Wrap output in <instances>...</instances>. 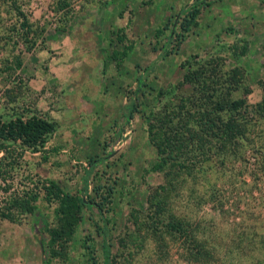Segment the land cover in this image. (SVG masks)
Wrapping results in <instances>:
<instances>
[{
	"label": "rangeland",
	"instance_id": "1",
	"mask_svg": "<svg viewBox=\"0 0 264 264\" xmlns=\"http://www.w3.org/2000/svg\"><path fill=\"white\" fill-rule=\"evenodd\" d=\"M11 1L0 0V119L57 127L42 151L16 141L0 151V264H264V0ZM232 118L237 135H213ZM152 126L192 142L150 219L148 198L167 180L153 168ZM50 181L86 202L63 260L47 246ZM194 245L204 261L192 260Z\"/></svg>",
	"mask_w": 264,
	"mask_h": 264
},
{
	"label": "trees",
	"instance_id": "2",
	"mask_svg": "<svg viewBox=\"0 0 264 264\" xmlns=\"http://www.w3.org/2000/svg\"><path fill=\"white\" fill-rule=\"evenodd\" d=\"M11 7L15 9H19L16 4V0L11 1ZM19 15H23L22 11H18ZM199 14V8L196 6L193 7L189 12L185 14L184 21L181 24L183 31H188L189 27L197 25V16ZM23 26L27 24L26 18L23 17ZM8 35V31L5 33ZM121 55H126L125 51L121 52ZM119 53L117 51H113L111 54V59L118 61L120 59ZM189 77L186 76V79ZM194 79V77H190V80ZM242 101H233L229 104L216 103V108L218 110L225 109H238ZM204 116L208 119H205V123L203 124L206 129L212 130L215 126V117L209 115L208 113L203 112ZM207 122V123H206ZM225 128L221 129L222 135L219 133L213 132V135L220 137L221 139H225L227 137H231L237 135L239 133L237 124L235 123V119H230L229 122L224 124ZM57 124L51 119H48L44 116L40 115H32L27 118H23L20 116L2 120L0 119V151L5 149V145L7 141H16L22 149H30L32 152H38L45 149L46 142L48 137L53 134L56 130ZM153 126L150 128V137L151 141L157 148L158 151V160L153 165L155 170L164 171L167 180L164 185H161L159 188H156L149 196V207L152 209V213L149 214L150 219H153L155 215L160 217L164 212L165 206V197L167 196V191L169 186L171 185V176L172 170L171 166H175L178 155L184 153L188 144L190 145L192 142V136L189 134L188 137L186 135L181 134L178 136L175 130H170L169 133L165 131L160 132H152ZM216 128V127H215ZM216 131V130H214ZM188 143V144H187ZM200 146L202 144L200 143ZM4 153V152H3ZM187 153V152H185ZM184 153V154H185ZM6 154V153H5ZM3 154L2 157L5 156ZM44 198L48 202H54L56 207L54 209V221L55 223L46 229L47 231V246L48 251L51 257H58L61 260L65 259L67 255V242L72 238L77 224L81 221L83 216V207L86 206V202L83 198L79 197L75 193L68 192L60 187L57 183L50 181L46 185L43 186ZM111 191H107V195H103L102 199L104 202H110L111 200ZM36 195L30 196V198L26 201L18 202L19 206L25 211H32V201L35 200ZM99 212L102 211V205L98 204ZM162 211V212H161ZM174 218L175 216L172 215ZM5 217H10L9 215ZM163 225L167 228L172 229L175 233L189 236V231L187 227L180 220L169 219L167 222H163ZM148 227L153 228L151 224H148ZM84 248L90 252L92 250L91 244H88V240H84L83 242ZM194 251L191 252L193 256L192 260L196 262L204 261L205 254L202 253L199 245H194ZM208 253V252H206Z\"/></svg>",
	"mask_w": 264,
	"mask_h": 264
}]
</instances>
